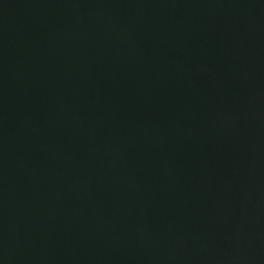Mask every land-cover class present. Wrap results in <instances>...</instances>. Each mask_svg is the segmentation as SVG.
<instances>
[{
	"label": "water",
	"instance_id": "water-1",
	"mask_svg": "<svg viewBox=\"0 0 264 264\" xmlns=\"http://www.w3.org/2000/svg\"><path fill=\"white\" fill-rule=\"evenodd\" d=\"M0 264H264V0H0Z\"/></svg>",
	"mask_w": 264,
	"mask_h": 264
}]
</instances>
